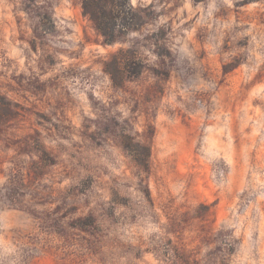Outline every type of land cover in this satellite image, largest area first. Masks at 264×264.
Segmentation results:
<instances>
[{"label":"rangeland","instance_id":"1","mask_svg":"<svg viewBox=\"0 0 264 264\" xmlns=\"http://www.w3.org/2000/svg\"><path fill=\"white\" fill-rule=\"evenodd\" d=\"M0 0V260L264 264V0Z\"/></svg>","mask_w":264,"mask_h":264},{"label":"trees","instance_id":"2","mask_svg":"<svg viewBox=\"0 0 264 264\" xmlns=\"http://www.w3.org/2000/svg\"><path fill=\"white\" fill-rule=\"evenodd\" d=\"M83 14L107 44L119 40L138 25L130 0H81Z\"/></svg>","mask_w":264,"mask_h":264},{"label":"clouds","instance_id":"3","mask_svg":"<svg viewBox=\"0 0 264 264\" xmlns=\"http://www.w3.org/2000/svg\"><path fill=\"white\" fill-rule=\"evenodd\" d=\"M14 249H11L9 246L5 245V252L3 260H0V264H14V262L8 260V255L10 252H13Z\"/></svg>","mask_w":264,"mask_h":264}]
</instances>
